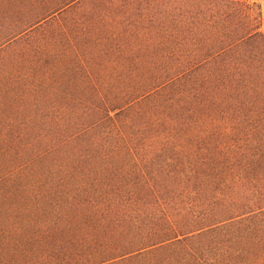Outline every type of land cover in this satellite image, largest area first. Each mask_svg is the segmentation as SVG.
Masks as SVG:
<instances>
[{
  "label": "trees",
  "instance_id": "16d2710c",
  "mask_svg": "<svg viewBox=\"0 0 264 264\" xmlns=\"http://www.w3.org/2000/svg\"><path fill=\"white\" fill-rule=\"evenodd\" d=\"M0 264H264V4L0 0Z\"/></svg>",
  "mask_w": 264,
  "mask_h": 264
},
{
  "label": "rangeland",
  "instance_id": "374dc122",
  "mask_svg": "<svg viewBox=\"0 0 264 264\" xmlns=\"http://www.w3.org/2000/svg\"><path fill=\"white\" fill-rule=\"evenodd\" d=\"M260 2H261L262 4H264V0H260Z\"/></svg>",
  "mask_w": 264,
  "mask_h": 264
}]
</instances>
